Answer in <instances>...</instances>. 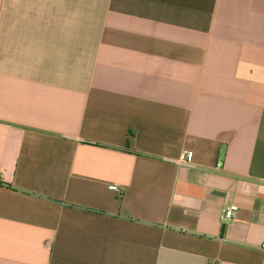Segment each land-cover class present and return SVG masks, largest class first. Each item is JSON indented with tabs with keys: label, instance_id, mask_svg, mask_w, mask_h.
<instances>
[{
	"label": "crops",
	"instance_id": "crops-1",
	"mask_svg": "<svg viewBox=\"0 0 264 264\" xmlns=\"http://www.w3.org/2000/svg\"><path fill=\"white\" fill-rule=\"evenodd\" d=\"M0 264H264V0H0Z\"/></svg>",
	"mask_w": 264,
	"mask_h": 264
},
{
	"label": "built area",
	"instance_id": "built-area-1",
	"mask_svg": "<svg viewBox=\"0 0 264 264\" xmlns=\"http://www.w3.org/2000/svg\"><path fill=\"white\" fill-rule=\"evenodd\" d=\"M192 160H193V153L188 151V152H185L182 155V157L180 159V162L189 164V163L192 162ZM110 188L114 192H116L120 197L122 196L123 191H122V189L120 188L119 185L114 184V185H111ZM237 211H238V206H236V205H232V206H230L228 208H224L222 210V221L223 222H228V221L233 220L236 217Z\"/></svg>",
	"mask_w": 264,
	"mask_h": 264
}]
</instances>
